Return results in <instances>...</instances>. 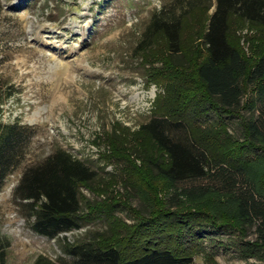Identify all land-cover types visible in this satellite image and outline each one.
<instances>
[{
  "label": "rangeland",
  "instance_id": "rangeland-1",
  "mask_svg": "<svg viewBox=\"0 0 264 264\" xmlns=\"http://www.w3.org/2000/svg\"><path fill=\"white\" fill-rule=\"evenodd\" d=\"M193 2L200 5L187 12L182 37L195 58L217 0H1L0 115L4 122L36 127L26 164L61 145L97 173L91 187L81 188V212L86 217L80 219V226L54 236L35 229V216L15 196L25 163L7 178L0 189V235L8 241L7 264H33L40 254L60 264L70 261L69 244L97 232L125 235L141 217L144 205L154 204L157 195H167L165 180L154 174L148 161L162 153L138 129L159 103H169L154 71L163 79L174 74L166 70L163 35L147 51L140 50L139 42L154 11L163 7L180 11ZM231 30L247 57L254 59L264 41V26L233 15ZM179 75L189 81L194 70L189 67ZM245 89L247 102L254 94L251 87ZM199 99L200 95L192 97L187 109L197 113L196 126L202 130L217 121V111H203ZM240 111L242 115H224L232 138H241L242 116L251 115L246 105ZM226 132L225 146L219 151L232 141ZM260 159L258 172L263 177L264 156ZM180 208L217 213L236 225L235 230L201 226L196 260L264 264L260 246L253 244L255 226L244 232L238 228L231 197L210 194L195 202L185 200Z\"/></svg>",
  "mask_w": 264,
  "mask_h": 264
},
{
  "label": "trees",
  "instance_id": "trees-1",
  "mask_svg": "<svg viewBox=\"0 0 264 264\" xmlns=\"http://www.w3.org/2000/svg\"><path fill=\"white\" fill-rule=\"evenodd\" d=\"M199 5L193 2L180 11L168 7L154 11L139 42L140 50L147 51L163 35L166 70L174 74L163 79L154 71L155 82L164 84L169 103H159L138 129L162 153L148 161L154 174L165 180L169 192L164 198H153L154 204L144 205L141 217L125 235L97 232L87 240L69 244L66 250L72 259L61 264H210L208 259L195 258L201 237L198 229L209 225L235 230L236 225L217 213L180 208L185 200L195 202L210 194L228 195L236 202L238 228L244 232L255 226L253 244L264 254V176L258 172L264 156V41L251 60L231 30L233 15L264 26V0H217L201 33L199 55L193 58L184 45L183 22L187 12ZM189 67L194 76L187 81L179 74ZM246 87L254 94L247 102ZM197 95L203 111H217V121L202 130L196 126L197 113L187 109L188 101ZM245 105L251 115L242 116L241 138H232L226 132L224 115L241 114ZM36 130L34 125L20 121L4 122L0 115V189L25 163L15 196L35 216V229L54 236L80 226V219L86 217L81 212V188L91 187L97 173L61 145L26 164ZM223 130L232 141L219 151L224 145ZM7 242L0 235V264H7ZM33 264L60 263L40 254Z\"/></svg>",
  "mask_w": 264,
  "mask_h": 264
}]
</instances>
